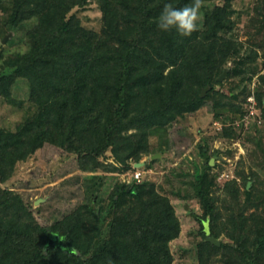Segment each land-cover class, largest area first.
Instances as JSON below:
<instances>
[{"label": "trees", "instance_id": "trees-1", "mask_svg": "<svg viewBox=\"0 0 264 264\" xmlns=\"http://www.w3.org/2000/svg\"><path fill=\"white\" fill-rule=\"evenodd\" d=\"M89 1L100 9L99 29L86 26L73 11ZM233 1L214 3L199 29L182 37L174 28L161 30L157 18L165 3L182 7L192 0H0V43L10 30H23L25 43L24 49L0 50V78H23L30 104L14 127L0 125V264L172 262L170 242L181 223L169 196L154 182L116 181L100 198V181L92 174L86 178L92 188L72 209L39 216L46 201L35 203L4 183L18 162L44 144L73 156L83 172L124 171L136 168L133 163L143 156L163 152L168 126L207 102L214 118L241 117L250 91L240 85L250 80L247 58L256 59L258 50L241 53ZM253 10L254 35L262 36L264 0H255ZM253 44L264 50L261 40ZM229 61L226 78L239 76L240 82L224 93L216 88L217 76ZM258 81L254 94L264 122V70ZM1 97L23 104L9 88ZM219 129L218 138L230 143L241 135L250 138L233 122ZM151 136L158 138L154 146ZM108 153L111 161L104 159ZM199 153L207 154L205 146ZM252 153H257L255 164L247 171L235 169L239 178L223 183L212 170L218 160L210 163L218 150L195 170L191 186L202 225L197 264H264L261 141H254ZM209 235L227 241L216 245Z\"/></svg>", "mask_w": 264, "mask_h": 264}, {"label": "rangeland", "instance_id": "rangeland-1", "mask_svg": "<svg viewBox=\"0 0 264 264\" xmlns=\"http://www.w3.org/2000/svg\"><path fill=\"white\" fill-rule=\"evenodd\" d=\"M222 1L205 2V6L200 10L202 19L204 13L209 11L214 3ZM254 4L255 0H234L232 17L236 20L234 35L242 43L241 53L248 52L250 48L258 50L256 59L247 58L246 69L248 72H252L250 80L246 79L240 85L246 84L248 91L255 92L260 86L258 74L264 70V50L255 46L253 42L261 40L264 43V35H254L256 18H251L255 13ZM73 11L81 17L86 26L99 29L101 12L94 1H89L84 7H76ZM202 19L198 22L199 26ZM262 31L264 32V30ZM8 32L6 39L0 43V50L3 49L7 52L24 49L25 43L20 40L24 31L10 30ZM226 66H229L230 69L231 61ZM220 81L221 83L217 84L216 88L221 92L229 93L230 88L240 82V79L239 76L232 78L225 76ZM8 88L11 89L15 97L23 99L21 106L11 105L2 99L1 93ZM27 98L28 85L23 78H15L12 74L1 77L0 125L14 127L30 107ZM230 115V113L227 114L228 117ZM234 120L227 118L224 121L214 118L210 103L207 102L197 110L178 117L168 126V143H164L165 150L163 152L157 150L143 156L141 160L145 161L144 165L136 167L142 171L141 181L154 182L158 190L169 196L179 217L181 231L170 242L173 254L170 264H197L196 250L197 244L202 238L200 232L202 225L196 219L195 213H199L201 210L191 186V180L194 178L196 168L202 167L206 155H210L216 150L221 152L220 155H212L210 159L212 158V165L218 160L212 170L216 172L217 182L223 183L232 176L239 178L235 169L243 168L247 171L250 166L255 164L254 158L257 153L255 155L252 153L255 140L261 141L264 145V122L260 125H250L246 130L249 133V139L241 135L230 143L224 138H218L215 132L219 131L222 125L234 122ZM157 141L156 136L150 137L151 146H154ZM200 146H205L207 154L199 153ZM155 153L160 154L151 157ZM104 159L111 161L112 156L108 153ZM134 170L135 168H129L124 171L86 173L78 168L73 156L62 154L60 149L54 145L44 144L26 160L18 162L14 174L4 184L30 199L40 197L42 198L40 202L46 201V204L39 210L38 216L39 214L48 215L52 210H56L61 215L84 199L85 192L92 188V180L86 178L93 176L92 174H97L95 176H98L97 180L100 181L97 194L100 198H104L116 181L131 183L134 180L132 178ZM222 171L228 176H221ZM260 172L264 176V169ZM248 181L250 184L252 183V180ZM39 220L43 222L42 218ZM204 226L207 227V224L204 223ZM218 239L220 242L227 241L224 236H220Z\"/></svg>", "mask_w": 264, "mask_h": 264}, {"label": "clouds", "instance_id": "clouds-1", "mask_svg": "<svg viewBox=\"0 0 264 264\" xmlns=\"http://www.w3.org/2000/svg\"><path fill=\"white\" fill-rule=\"evenodd\" d=\"M204 6V0H192L182 7H175L170 2L165 3L157 18V25L161 30L174 28L180 36H190L199 29L198 22L202 19L200 10Z\"/></svg>", "mask_w": 264, "mask_h": 264}, {"label": "built area", "instance_id": "built-area-1", "mask_svg": "<svg viewBox=\"0 0 264 264\" xmlns=\"http://www.w3.org/2000/svg\"><path fill=\"white\" fill-rule=\"evenodd\" d=\"M245 111L241 115V117L236 118L234 120L235 125L243 126V129L246 131L250 125H260L263 122V118L261 115V108L257 103L254 91L251 90L250 93L247 95L245 103H244ZM142 171L139 168H135L132 178L134 180H139L141 178ZM221 176H228L227 173L221 172Z\"/></svg>", "mask_w": 264, "mask_h": 264}, {"label": "water", "instance_id": "water-1", "mask_svg": "<svg viewBox=\"0 0 264 264\" xmlns=\"http://www.w3.org/2000/svg\"><path fill=\"white\" fill-rule=\"evenodd\" d=\"M4 39H5V37L3 38V40H4ZM228 70H229V66L224 67L223 70L218 74V76H217V80H222V79L226 76ZM207 88H208V86H205V87H203V88L201 89V93H200L201 96H203V95L205 94ZM159 154H160V153L152 154L151 157H154V156L159 155ZM144 163H145L144 160H139V161L134 162V163H133V166H134V167H140V166H143ZM210 163H212V158L210 159ZM249 185H250V181L247 182V187H248ZM40 200H42V198H40V197L37 198V199L35 200V203H38ZM208 239H209L211 242L215 243L216 245H220V244H221L220 240H219L218 238H216L215 236H213V235H209V236H208Z\"/></svg>", "mask_w": 264, "mask_h": 264}]
</instances>
